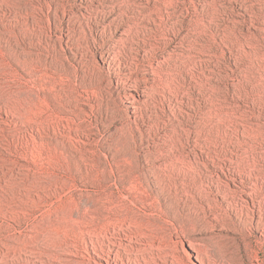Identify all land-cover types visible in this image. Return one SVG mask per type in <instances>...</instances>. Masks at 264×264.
Instances as JSON below:
<instances>
[{
	"label": "rangeland",
	"instance_id": "374dc122",
	"mask_svg": "<svg viewBox=\"0 0 264 264\" xmlns=\"http://www.w3.org/2000/svg\"><path fill=\"white\" fill-rule=\"evenodd\" d=\"M0 32V264H264V0H0Z\"/></svg>",
	"mask_w": 264,
	"mask_h": 264
},
{
	"label": "bare ground",
	"instance_id": "6f19581e",
	"mask_svg": "<svg viewBox=\"0 0 264 264\" xmlns=\"http://www.w3.org/2000/svg\"><path fill=\"white\" fill-rule=\"evenodd\" d=\"M8 9V8H7ZM8 11V10H7ZM14 11V10H13ZM15 13V12H14ZM9 14V13H8ZM13 14V13H12ZM14 15V14H13ZM4 20H5V18H4ZM3 27V26H2ZM7 33V32H6ZM5 33V34H6ZM4 37V34L3 33H1L0 32V43H1V40H2V38ZM168 40V39H167ZM0 46H2V45H0ZM19 45L17 44V45H15V47L17 48ZM20 47V46H19ZM1 48V47H0ZM8 48H9V46L7 47V48H5L2 52L4 53L2 56H1V54H0V61L1 62H4V60L6 59V58H4V56L6 55V57H7V50H8ZM17 57H18V55H17ZM30 57V56H29ZM8 58V57H7ZM0 62V63H1ZM4 69V65L3 66H1L0 67V72L2 71ZM63 173H65V175L64 176H59L60 178H66L67 176H68V173L67 172H63ZM60 175H61V173H60ZM74 179H77V180H80L81 181V183H82V185L84 186V187H91V188H95V187H97L98 185H103L105 182L102 180V179H104V177L103 176H101V175H94V174H88V175H79V176H72ZM2 189H4V188H2ZM37 189H38V185H37V181L35 180V178H32L31 179V181H30V192L34 195L35 193H36V191H37ZM6 196V198H10L11 196L10 195H5ZM29 212H30V214L31 215H27L29 218H31V217H33L32 216V214H34L35 212H36V207L34 206V207H32V209L31 210H29ZM37 214V213H36ZM36 214H34V215H36ZM48 218H50L51 220H49V221H51L52 222V218L49 216ZM24 220V217H22V221ZM22 221H21V223H22ZM77 221H81L82 223H83V226H85V225H88V224H98V218H94V219H92L90 216H82V217H79L78 218V220ZM51 222H50V224H51ZM62 223H64V222H58V221H56L55 222V224H62ZM108 227L109 226H106V227H95L94 229H93V234H92V237H95V238H97L98 236H100L103 232H107L108 230ZM75 230L77 231V235H74V238L72 239V241H71V243H69L68 241H63V242H59L58 243V248L55 246V248L57 249V252H58V254L59 255H64V254H66L67 252H70V247L72 248V249H74L75 251H79V249H80V245H82L83 243L86 245V242L84 241V235H85V233L84 232H79V230H80V226L76 223V225H75ZM132 238L130 237V240H132V239H136L137 237H136V235L133 233L132 234ZM145 237H147V235L145 234L144 235ZM34 238L33 239H30V243H29V247H32V248H35V247H37V246H43L45 243H43V242H40V243H36V240H37V234H34V236H33ZM69 238V237H68ZM84 241V242H83ZM150 242V241H149ZM98 244V243H97ZM51 249V248H50ZM92 250L94 251V253L96 254L97 253V249H96V247H95V245H94V243H92ZM131 252H137V250H136V248H131V250H130ZM28 253L29 254H31V252H29L28 251ZM33 253H35V252H33ZM143 255V254H142ZM96 256H98L99 258H106V264H108L109 263V258H110V256H111V251L108 249V250H102L101 249V252H99L98 253V255H96ZM16 257H18V254H17V256ZM31 255H28L27 256V260H24V261H27V262H29L30 264H32V262H31ZM108 258V259H107ZM20 262H21V260H19ZM143 261L147 264L148 263V261L145 259V258H143ZM64 262H65V264H85V263H82V262H69V261H65L64 260ZM171 264H174V263H171Z\"/></svg>",
	"mask_w": 264,
	"mask_h": 264
}]
</instances>
